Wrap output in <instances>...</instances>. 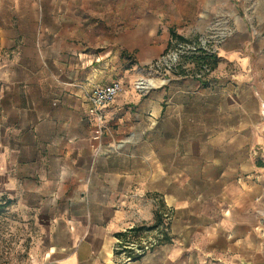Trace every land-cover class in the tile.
Segmentation results:
<instances>
[{
	"label": "crops",
	"instance_id": "crops-1",
	"mask_svg": "<svg viewBox=\"0 0 264 264\" xmlns=\"http://www.w3.org/2000/svg\"><path fill=\"white\" fill-rule=\"evenodd\" d=\"M44 6L0 0V201L44 227L27 264H264V162L252 158L257 135L247 137L244 111L229 114L242 103H197L218 91L188 76L140 88L144 76L125 70L95 141L84 93L111 73L55 75L59 54L43 44L52 51L57 37L38 28ZM240 7L207 0L201 9L236 17ZM166 209L158 243L128 261L115 251L123 232L132 240L157 232L129 229Z\"/></svg>",
	"mask_w": 264,
	"mask_h": 264
},
{
	"label": "rangeland",
	"instance_id": "rangeland-1",
	"mask_svg": "<svg viewBox=\"0 0 264 264\" xmlns=\"http://www.w3.org/2000/svg\"><path fill=\"white\" fill-rule=\"evenodd\" d=\"M206 1L45 0L38 28L46 37H57L54 50L49 41L43 44L47 55L52 53L55 58L59 54L60 59L53 64L55 75L64 73L72 80H82V67L90 73L105 67L113 81L122 85L125 70L136 71L144 76V81L137 82L140 88L149 80L154 85L156 77L164 83L169 76L196 78L194 73L199 72L202 61L195 58L207 54L206 60H214L215 67L202 80L218 95L212 101L197 103H242L244 110L231 109L229 114L244 111L247 137L253 132L258 136L252 158L263 163L264 115L250 81L255 72L264 83V0H235L246 4L236 17L230 12L204 11L201 8ZM201 17L203 21L197 20ZM43 24L46 29H42ZM170 30L188 41L178 43ZM226 50H236L239 55L227 58ZM176 60L183 63L186 74L173 67ZM61 94L56 88L50 96ZM34 218L29 210L0 201V264L29 263L31 247L44 231L43 222Z\"/></svg>",
	"mask_w": 264,
	"mask_h": 264
},
{
	"label": "built area",
	"instance_id": "built-area-1",
	"mask_svg": "<svg viewBox=\"0 0 264 264\" xmlns=\"http://www.w3.org/2000/svg\"><path fill=\"white\" fill-rule=\"evenodd\" d=\"M179 62L176 60L173 67H178ZM204 71H208V68L205 67ZM194 74L195 77H201L204 73ZM142 83V82H141ZM139 83L140 85H142ZM121 89V84L117 81H111L104 85L92 86L88 91H86V101L88 103L87 113L90 116L93 125L91 136L95 141H99L105 130V119L102 112L103 107L111 103L114 97L118 94ZM163 218L168 220L169 212H164ZM166 228V223L163 221V224L157 228V232L154 235H140V237L134 238L133 240L129 235H126L124 238L117 239V243L114 247L115 251L123 255V259L131 260L136 258L139 255H142L154 244L158 243L163 237V233ZM126 232V231H125Z\"/></svg>",
	"mask_w": 264,
	"mask_h": 264
},
{
	"label": "trees",
	"instance_id": "trees-1",
	"mask_svg": "<svg viewBox=\"0 0 264 264\" xmlns=\"http://www.w3.org/2000/svg\"><path fill=\"white\" fill-rule=\"evenodd\" d=\"M170 33H171V37L172 38H174V39H176V41L178 42V43H183V42H187L188 41V39L186 38V37H184L183 35H181V34H177L175 31H173V30H170ZM199 50V49H198ZM209 56L207 55V54H205V55H198L195 59H196V61L197 62H200V61H202V63H201V65H200V69H198L199 70V72L198 73H200L202 70H204L205 69V67L206 68H208V71L207 72H204L203 73V75L205 76L209 71H212L213 69H214V67H215V61L214 60H212V62H208L206 59L208 58ZM201 67H203L202 69H201ZM178 68H181L180 70H179V74H186L185 73V67H184V65H183V63L181 62V61H179V65H178ZM194 74H196V73H194ZM203 75L201 76V77H196L197 79H200V80H202L203 79ZM163 211L162 210H158V211H156L155 212V219H154V222H153V224H151L150 226H139V227H133V228H131V229H129V231H131V232H134L133 234V236H135V235H137L140 231H142V230H149V229H154V228H158L161 224H163V220H164V218H163ZM121 236H122V238H124L125 236H126V234L123 232V233H121L120 234Z\"/></svg>",
	"mask_w": 264,
	"mask_h": 264
},
{
	"label": "water",
	"instance_id": "water-1",
	"mask_svg": "<svg viewBox=\"0 0 264 264\" xmlns=\"http://www.w3.org/2000/svg\"><path fill=\"white\" fill-rule=\"evenodd\" d=\"M250 83L254 85L255 93L261 100V107L264 115V83L260 79L259 75L255 72H253V78L251 79Z\"/></svg>",
	"mask_w": 264,
	"mask_h": 264
},
{
	"label": "bare ground",
	"instance_id": "bare-ground-1",
	"mask_svg": "<svg viewBox=\"0 0 264 264\" xmlns=\"http://www.w3.org/2000/svg\"><path fill=\"white\" fill-rule=\"evenodd\" d=\"M149 82L152 83L151 80H150ZM145 84H146V83H145Z\"/></svg>",
	"mask_w": 264,
	"mask_h": 264
}]
</instances>
